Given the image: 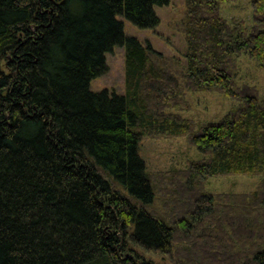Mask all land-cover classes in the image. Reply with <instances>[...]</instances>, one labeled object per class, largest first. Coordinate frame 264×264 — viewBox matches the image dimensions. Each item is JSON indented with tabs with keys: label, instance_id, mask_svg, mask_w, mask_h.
Here are the masks:
<instances>
[{
	"label": "trees",
	"instance_id": "obj_1",
	"mask_svg": "<svg viewBox=\"0 0 264 264\" xmlns=\"http://www.w3.org/2000/svg\"><path fill=\"white\" fill-rule=\"evenodd\" d=\"M228 1L185 0L182 65L119 18L154 27L169 0H0V264H264V102L236 70L243 53L264 70V0L249 25ZM116 45L124 92L92 91ZM204 90L240 104L197 128L180 111ZM183 135L203 157L148 173L141 138ZM226 174L260 182L198 188Z\"/></svg>",
	"mask_w": 264,
	"mask_h": 264
},
{
	"label": "rangeland",
	"instance_id": "obj_2",
	"mask_svg": "<svg viewBox=\"0 0 264 264\" xmlns=\"http://www.w3.org/2000/svg\"><path fill=\"white\" fill-rule=\"evenodd\" d=\"M250 1L230 0L222 4L220 13L227 19L232 17L243 19L249 25L252 20ZM184 10L185 0H169L165 5L156 6L155 12L159 23L151 28H139L122 16L119 18L123 20L126 35L137 37L143 44H150L153 49L165 56L178 57L183 65L185 41L179 22ZM105 57L107 71L91 80L90 89L92 91L108 89L123 93L125 89L123 48L116 45L112 51L106 52ZM236 70L238 84L255 86L259 100L264 102V70L260 69L246 53L238 59ZM186 99L190 107L187 110H181L180 114L192 119L197 128L206 122L222 118L229 110L240 104V100L215 90L186 92ZM139 154L144 159L147 172L158 178H161L160 175L163 176L165 172L184 170L190 160L203 157V154L188 141L186 135L142 137ZM259 179L260 175L257 174L215 175L202 180L201 187L198 188L216 196L219 194L246 195L258 187ZM152 257L156 262L163 261L159 256ZM164 261L170 264L169 260Z\"/></svg>",
	"mask_w": 264,
	"mask_h": 264
}]
</instances>
